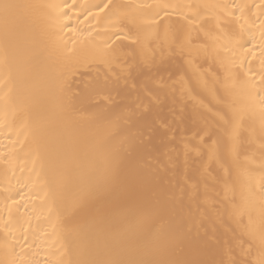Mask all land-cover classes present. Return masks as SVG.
Listing matches in <instances>:
<instances>
[{"label": "bare ground", "instance_id": "bare-ground-1", "mask_svg": "<svg viewBox=\"0 0 264 264\" xmlns=\"http://www.w3.org/2000/svg\"><path fill=\"white\" fill-rule=\"evenodd\" d=\"M0 264H264V0H8Z\"/></svg>", "mask_w": 264, "mask_h": 264}, {"label": "snow or ice", "instance_id": "snow-or-ice-1", "mask_svg": "<svg viewBox=\"0 0 264 264\" xmlns=\"http://www.w3.org/2000/svg\"><path fill=\"white\" fill-rule=\"evenodd\" d=\"M18 7V5L9 3L8 0H0V19L3 20L5 26H7L13 10Z\"/></svg>", "mask_w": 264, "mask_h": 264}]
</instances>
